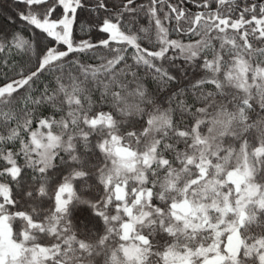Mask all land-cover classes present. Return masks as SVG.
Listing matches in <instances>:
<instances>
[{
  "label": "snow or ice",
  "instance_id": "1",
  "mask_svg": "<svg viewBox=\"0 0 264 264\" xmlns=\"http://www.w3.org/2000/svg\"><path fill=\"white\" fill-rule=\"evenodd\" d=\"M0 264H264V0H0Z\"/></svg>",
  "mask_w": 264,
  "mask_h": 264
},
{
  "label": "trees",
  "instance_id": "2",
  "mask_svg": "<svg viewBox=\"0 0 264 264\" xmlns=\"http://www.w3.org/2000/svg\"><path fill=\"white\" fill-rule=\"evenodd\" d=\"M11 9L7 8V6H5L3 13H0V29H10L11 27H13L12 25H9L7 20L5 19V16L8 12H10Z\"/></svg>",
  "mask_w": 264,
  "mask_h": 264
}]
</instances>
